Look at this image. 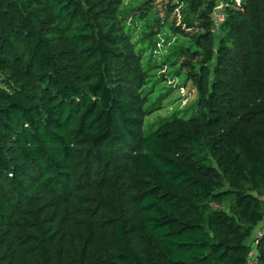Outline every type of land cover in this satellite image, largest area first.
Segmentation results:
<instances>
[{
  "label": "trees",
  "instance_id": "16d2710c",
  "mask_svg": "<svg viewBox=\"0 0 264 264\" xmlns=\"http://www.w3.org/2000/svg\"><path fill=\"white\" fill-rule=\"evenodd\" d=\"M263 222L264 0H0V264H264Z\"/></svg>",
  "mask_w": 264,
  "mask_h": 264
},
{
  "label": "rangeland",
  "instance_id": "374dc122",
  "mask_svg": "<svg viewBox=\"0 0 264 264\" xmlns=\"http://www.w3.org/2000/svg\"><path fill=\"white\" fill-rule=\"evenodd\" d=\"M236 1H237V3L241 2V0H236ZM222 13H223L222 5L217 6L215 8V10H214V15L218 18L219 16L222 17ZM196 31L197 30H195L193 32H196ZM158 58H160V57H158ZM183 59H185V58H182L180 60V62L183 61ZM189 69H190V67L187 66L186 68H184V71L185 72H189ZM171 76H172V74H171ZM156 79L158 80L157 76H156ZM168 79H169L168 82L159 81L157 83V85H156L157 94L168 92V96L166 97L162 108L157 110L156 112H154L153 115H151L149 117L148 125H151L155 121L156 122H155L154 125H152L150 127H147L148 133L150 131H152V129L155 128L159 124V119H160L161 116H163V115L168 116L173 111L177 112L178 110H181V109L185 108V107H183L184 104H188L189 103L190 98H189V96L187 94L188 90L183 88L182 86L179 87L177 85V81L176 80H174L172 78H168ZM179 80H180V84L183 85L185 80H186V75L185 74H180Z\"/></svg>",
  "mask_w": 264,
  "mask_h": 264
},
{
  "label": "built area",
  "instance_id": "2783aa9c",
  "mask_svg": "<svg viewBox=\"0 0 264 264\" xmlns=\"http://www.w3.org/2000/svg\"><path fill=\"white\" fill-rule=\"evenodd\" d=\"M224 18H225L224 13H222V17H220V16L218 18L216 17V24L219 25L224 20ZM257 233H258V236L263 235V233H264V222H263L262 226H260V228L258 229ZM255 252H256V249L253 251L251 262H250L251 264L254 263Z\"/></svg>",
  "mask_w": 264,
  "mask_h": 264
}]
</instances>
